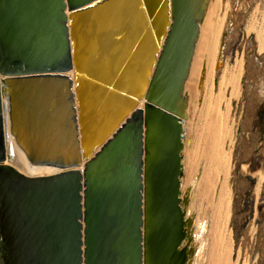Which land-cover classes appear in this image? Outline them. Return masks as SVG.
Returning a JSON list of instances; mask_svg holds the SVG:
<instances>
[{
  "label": "water",
  "instance_id": "water-1",
  "mask_svg": "<svg viewBox=\"0 0 264 264\" xmlns=\"http://www.w3.org/2000/svg\"><path fill=\"white\" fill-rule=\"evenodd\" d=\"M210 1L0 0V264H192L185 87Z\"/></svg>",
  "mask_w": 264,
  "mask_h": 264
},
{
  "label": "bare ground",
  "instance_id": "bare-ground-1",
  "mask_svg": "<svg viewBox=\"0 0 264 264\" xmlns=\"http://www.w3.org/2000/svg\"><path fill=\"white\" fill-rule=\"evenodd\" d=\"M221 10L222 0L210 1L185 87L188 118L183 126L191 143L184 148L185 158L183 149L181 194L189 195L188 212L195 215L192 264H246L241 263L239 252L235 258V238L230 228L236 142L232 102L240 96L243 65L238 74H231L228 67L216 68L218 62L222 64L218 50L225 16L219 21ZM254 23L246 32L253 34L257 51L263 54L264 24Z\"/></svg>",
  "mask_w": 264,
  "mask_h": 264
},
{
  "label": "rangeland",
  "instance_id": "rangeland-1",
  "mask_svg": "<svg viewBox=\"0 0 264 264\" xmlns=\"http://www.w3.org/2000/svg\"><path fill=\"white\" fill-rule=\"evenodd\" d=\"M224 16L218 50L222 64L216 68L238 74L243 65L240 96L232 102L236 142L230 228L235 258L239 252L241 263L264 264V180L259 177L264 178V53H258L253 34L246 32L252 22L264 24V0H222L219 21ZM183 143V149L191 143L186 131Z\"/></svg>",
  "mask_w": 264,
  "mask_h": 264
},
{
  "label": "crops",
  "instance_id": "crops-1",
  "mask_svg": "<svg viewBox=\"0 0 264 264\" xmlns=\"http://www.w3.org/2000/svg\"><path fill=\"white\" fill-rule=\"evenodd\" d=\"M72 75V73H70ZM16 153L17 155H24V152H22L18 147H16Z\"/></svg>",
  "mask_w": 264,
  "mask_h": 264
}]
</instances>
